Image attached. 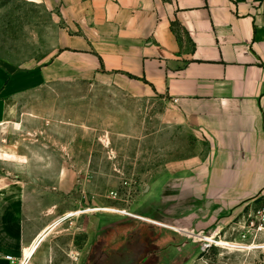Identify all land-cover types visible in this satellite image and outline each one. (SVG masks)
Segmentation results:
<instances>
[{"label":"crops","instance_id":"0c3cea01","mask_svg":"<svg viewBox=\"0 0 264 264\" xmlns=\"http://www.w3.org/2000/svg\"><path fill=\"white\" fill-rule=\"evenodd\" d=\"M30 1L53 17L51 46L34 64L0 62V264H90L88 196L70 200L58 172L92 170L106 139L153 141L155 122L195 151L151 185L157 210L134 215L163 223L149 229L153 264L179 246L174 234L216 236L264 197V0ZM104 218L99 249L121 250L136 233Z\"/></svg>","mask_w":264,"mask_h":264},{"label":"rangeland","instance_id":"374dc122","mask_svg":"<svg viewBox=\"0 0 264 264\" xmlns=\"http://www.w3.org/2000/svg\"><path fill=\"white\" fill-rule=\"evenodd\" d=\"M52 18L48 8L30 0H0V62L7 60L18 64H34L35 57L40 59L44 52L50 50L49 26ZM161 132V123L155 122L153 141L145 137L106 139L93 156L92 170L58 172L59 180L74 184L71 192L67 193L70 200L75 199L76 195L88 196L84 198L83 205L84 211L90 212L93 222L90 264L154 263L155 252L149 241V229L162 225L136 219L134 215L145 213L151 216L157 210L155 207L152 208L154 210L146 211L147 192L151 185L168 174H176L179 166L191 159L195 151L194 143L185 135L170 132L167 140L163 139ZM81 205L80 202L75 203L74 207L81 209ZM263 206L264 197L244 205L238 213L223 220V226L216 236L203 235L209 236L207 240L212 242L211 245H207L205 237L201 238L200 235L180 236L162 228L179 239V246L167 249L163 261L171 264L174 258L179 264H264V218L257 215V210ZM98 208L104 211H94ZM81 212L83 210L68 212L65 219ZM98 214L105 217L103 224L108 231L132 227L137 235L132 240H128L130 236L123 237L128 244H124L121 250L111 251L110 246L108 250H100L93 230L94 218ZM70 222L71 219H67L58 224L51 236L54 238L60 234L56 233L57 229L66 227ZM72 226H78L77 217L73 218ZM73 237L75 247H81L80 235L76 239L75 235ZM65 245L62 240L55 244V254L59 259H62Z\"/></svg>","mask_w":264,"mask_h":264},{"label":"built area","instance_id":"2783aa9c","mask_svg":"<svg viewBox=\"0 0 264 264\" xmlns=\"http://www.w3.org/2000/svg\"><path fill=\"white\" fill-rule=\"evenodd\" d=\"M254 213H255V212H254ZM257 215H258V217H259V216H260V217L263 216V218H264V206H263V208L257 210ZM205 241L208 243L207 245H211V244H212V242L209 241V240H205ZM235 246H237V245H235ZM7 259L10 260V261H14V258H13L12 256H7ZM20 264H24V263L21 262Z\"/></svg>","mask_w":264,"mask_h":264},{"label":"bare ground","instance_id":"6f19581e","mask_svg":"<svg viewBox=\"0 0 264 264\" xmlns=\"http://www.w3.org/2000/svg\"><path fill=\"white\" fill-rule=\"evenodd\" d=\"M137 217H140V218H145V219H149V218H146V217H141V216H137ZM149 220H151V219H149ZM152 221H154V220H152ZM154 222L161 223V222H158V221H154ZM161 224H163V223H161ZM176 228H177V227H176ZM196 236H197V235H196ZM199 237L203 238V237H205V236H203V235H200Z\"/></svg>","mask_w":264,"mask_h":264}]
</instances>
